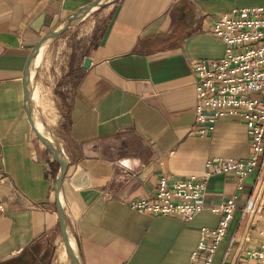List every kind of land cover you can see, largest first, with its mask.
<instances>
[{"label": "crops", "instance_id": "0c3cea01", "mask_svg": "<svg viewBox=\"0 0 264 264\" xmlns=\"http://www.w3.org/2000/svg\"><path fill=\"white\" fill-rule=\"evenodd\" d=\"M91 1L0 0V264H71L53 190L59 165L31 127L22 77L42 35ZM261 5L264 0H117L45 42L32 74L34 118L38 102L54 107L38 112L68 162L59 197L81 264H188L200 229L218 225L222 213L213 209L231 197L236 208L212 264H264V171L258 168L241 189L232 173L212 175L204 208L190 221L129 206L154 198L161 177H200L212 159L248 157L241 119L196 132L193 66L223 56L226 45L212 33L218 17ZM38 92L49 101H39Z\"/></svg>", "mask_w": 264, "mask_h": 264}, {"label": "built area", "instance_id": "2783aa9c", "mask_svg": "<svg viewBox=\"0 0 264 264\" xmlns=\"http://www.w3.org/2000/svg\"><path fill=\"white\" fill-rule=\"evenodd\" d=\"M212 33L224 42L226 49L221 58L200 60L193 66L196 132L206 135L224 118L241 119L247 129L249 155L240 160L212 159L200 177L172 182L161 177L154 198L139 197L129 202L137 211L190 221L204 208L205 191L212 175L232 173L241 189L243 180L255 168L264 171V5L221 15L213 23ZM261 179L263 182L264 175ZM235 208V199L231 197L213 209L221 212L222 217L215 228L200 229L188 264H212ZM246 212L247 207L243 214ZM251 254L263 259L262 252Z\"/></svg>", "mask_w": 264, "mask_h": 264}, {"label": "water", "instance_id": "95a60500", "mask_svg": "<svg viewBox=\"0 0 264 264\" xmlns=\"http://www.w3.org/2000/svg\"><path fill=\"white\" fill-rule=\"evenodd\" d=\"M117 0H94L91 1L90 3L84 5L77 11H75L73 14L70 15V17L67 19L66 23L60 27H55L49 31H47L40 40L36 43V45L32 48L30 51L28 58L26 60V64L24 67V73L22 77L23 81V99L26 104L27 108V116L29 119V122L31 124V127L36 135V137L41 141V143L46 147L52 158L58 163L59 165V172L58 175L56 176V179L54 181L53 185V190H54V195H55V202H56V210H57V215H58V220H59V226H60V231H61V236L63 240V244L66 250V254L69 258V261L71 264H81L79 261V258L76 254V251L73 249L71 245L70 238L67 233V220L64 214V210L60 201L59 197V192L60 188L62 185V180L64 178V175L66 173L67 169V159L65 158L63 152L58 148V146L54 143V141H51L49 138L44 136L42 133L38 131L35 125L34 121V106L32 102V93H31V81L33 78V75L31 74V68H32V63L34 59L37 57V55L40 52V49L42 46L45 44L46 41L49 39H52L54 37H57L60 35L62 32L67 30L69 26L84 18L89 12L92 10L103 7L105 5L111 4ZM89 63V59L86 58L84 61V66H87Z\"/></svg>", "mask_w": 264, "mask_h": 264}, {"label": "rangeland", "instance_id": "374dc122", "mask_svg": "<svg viewBox=\"0 0 264 264\" xmlns=\"http://www.w3.org/2000/svg\"><path fill=\"white\" fill-rule=\"evenodd\" d=\"M104 1H106V0H104ZM101 11L100 10H98V11H96L95 13H100ZM76 33H79V31H76ZM80 43H81V40H78V39H76L75 41L73 40V42H72V44H73V46H75V47H78L79 45H80ZM39 93V95H38V99H39V101H49L48 99H47V97L46 96H44L43 94H42V96L40 95L41 93L40 92H38ZM38 104H39V107H37V114H38V116H39V118H38V124H41V125H43V121H45L46 123H48L49 122V120H47L46 118H42V116H41V114H39V112L38 111H40V108H42V110H43V108L44 109H46L47 111H48V113H51V111L52 110H54L53 108V106L51 105V104H49V105H40V103L38 102ZM43 115V114H42ZM44 128H48V126L46 125V127L44 126Z\"/></svg>", "mask_w": 264, "mask_h": 264}, {"label": "bare ground", "instance_id": "6f19581e", "mask_svg": "<svg viewBox=\"0 0 264 264\" xmlns=\"http://www.w3.org/2000/svg\"><path fill=\"white\" fill-rule=\"evenodd\" d=\"M43 47V46H42ZM42 49V48H41ZM41 49H40V51H41ZM40 53V52H39ZM39 55V54H38ZM38 55H37V57H38ZM36 57V58H37ZM36 58L34 59V61L36 60ZM34 61H33V63H32V68H31V74H33V71H34V66H35V63H34ZM32 90H33V87L31 88V93H32ZM34 121H35V125H36V121H38V119L36 118V120H35V118H34ZM36 128L38 129V131L40 132V133H42L44 136H46L47 138H49L51 141H54V139H53V137L51 136V134L49 133V130L47 129H45L41 124H37V126H36ZM48 131V132H47ZM71 245H72V247H73V243L71 242ZM65 249V248H64ZM65 252H66V250H65ZM67 255V254H66ZM67 258H68V256H67ZM69 259V258H68Z\"/></svg>", "mask_w": 264, "mask_h": 264}]
</instances>
